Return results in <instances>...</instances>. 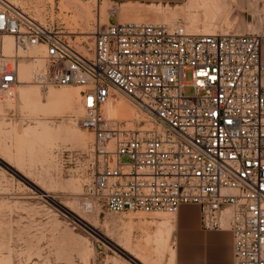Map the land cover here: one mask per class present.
Masks as SVG:
<instances>
[{
	"label": "built area",
	"instance_id": "built-area-1",
	"mask_svg": "<svg viewBox=\"0 0 264 264\" xmlns=\"http://www.w3.org/2000/svg\"><path fill=\"white\" fill-rule=\"evenodd\" d=\"M6 37L42 52V87L83 88L79 126L94 135L88 213L176 214L197 205L204 230L232 232L233 264H264L263 35L117 22L97 24L82 52L57 27L0 0V101L21 85ZM116 94L154 126L106 118Z\"/></svg>",
	"mask_w": 264,
	"mask_h": 264
},
{
	"label": "rangeland",
	"instance_id": "rangeland-1",
	"mask_svg": "<svg viewBox=\"0 0 264 264\" xmlns=\"http://www.w3.org/2000/svg\"><path fill=\"white\" fill-rule=\"evenodd\" d=\"M7 1L39 22L60 29L78 50L84 48L81 51H85L87 44L92 45V38L88 37H92L96 25L107 24L103 14L113 13L106 0ZM193 8L200 9L198 4ZM168 12H159L155 22L182 23L191 31L198 32L203 27L216 33L219 27L214 25L222 20L219 9L210 18L212 24L197 12L191 16L183 10ZM111 23L116 24L114 15ZM258 32L251 30L252 34ZM26 51L17 48L18 72L22 65L36 70L32 84L20 79L14 98L0 101V264H173L170 243L173 214L111 213L105 208L90 214L83 208V199L94 180L91 169L94 135L79 126L83 88L42 87L38 76L44 68H40L39 58L28 56L38 50ZM42 61L45 67L43 58ZM192 79V72H185V82L190 85ZM19 88L36 89L40 100L46 99L51 91H78L81 98L74 110L58 109L39 105L35 100L23 101ZM194 93L191 88L186 94ZM114 99L128 109L109 117L105 110L109 101L103 107L106 118L131 129L154 124L124 96L116 94ZM122 161L129 159L123 157ZM160 235L164 239H159ZM137 258H143L144 263Z\"/></svg>",
	"mask_w": 264,
	"mask_h": 264
},
{
	"label": "crops",
	"instance_id": "crops-1",
	"mask_svg": "<svg viewBox=\"0 0 264 264\" xmlns=\"http://www.w3.org/2000/svg\"><path fill=\"white\" fill-rule=\"evenodd\" d=\"M106 1L113 9L112 15L109 16L108 14V23H111L113 15L116 17V23H154L157 14L160 12L158 10L166 11L168 7L172 11L179 8L177 11L183 10L186 15L190 16L197 12L200 18L208 17V21L211 23L210 18L212 15L218 14L216 12L219 9L222 11L219 16L222 20L214 25V27H219L216 33L250 34L251 30L258 29L259 32L255 34L264 36V0ZM196 4L199 5L200 9L194 10L193 7ZM260 21L261 25L259 26ZM206 30L201 27L198 33L208 34L209 32ZM262 54L264 58V43ZM170 227L173 264H233L234 240L232 232L229 230H204L199 206L193 204L183 205L178 213L173 214Z\"/></svg>",
	"mask_w": 264,
	"mask_h": 264
},
{
	"label": "bare ground",
	"instance_id": "bare-ground-1",
	"mask_svg": "<svg viewBox=\"0 0 264 264\" xmlns=\"http://www.w3.org/2000/svg\"><path fill=\"white\" fill-rule=\"evenodd\" d=\"M213 2V1H212ZM214 3V2H213ZM214 5V4H213ZM212 5V6H213ZM161 6V5H160ZM190 7V6H189ZM161 8V7H160ZM159 8V9H160ZM177 9H179V8H177ZM176 9V10H177ZM184 9V8H183ZM105 10V9H104ZM158 10V9H157ZM168 10H170L169 9V7H168ZM106 11V10H105ZM158 11H162V9L161 10H158ZM172 11V10H171ZM170 11V12H171ZM115 12V11H114ZM153 12V11H152ZM166 12H168L167 10H166ZM170 12H168V13H170ZM210 12V11H209ZM104 13V12H103ZM154 13V12H153ZM158 13V12H157ZM108 14H109V12H107V13H104L103 15H104V20L107 22V24H108ZM156 15V14H155ZM206 16V15H205ZM215 17V16H214ZM216 18V17H215ZM96 19V18H95ZM207 19H208V17H207ZM206 19V20H207ZM212 21V20H211ZM160 23H163V22H160ZM160 23H156V24H160ZM167 24V23H166ZM212 24V23H211ZM198 33V32H197ZM91 34H94V32L93 33H91ZM206 34V33H205ZM89 38H92V37H88V39ZM81 50H84V48H82L81 47ZM80 50V51H81ZM28 51V50H27ZM26 51V52H27ZM82 52H85V51H82ZM5 53H6V55L7 56H9V57H12V56H18V54H17V47L15 46V42H14V39L12 38V37H6L5 38ZM25 53V52H24ZM42 53V52H41ZM41 53L40 52H38V51H34V52H32V54L30 55H28L30 58H39V61L41 62V65H40V68L41 69H43L44 68V63H43V61H42V58L43 57H39V55H41ZM27 56V55H26ZM20 57V56H19ZM40 72H41V70H40ZM37 72H36V70H34V69H30L28 66H25V65H22L21 66V68H20V70H19V72H18V74H19V79H21V81H23V82H27V83H29V84H32V76L33 75H35ZM39 74H41V73H39ZM65 87H72V86H65ZM76 89V88H75ZM74 89V90H75ZM15 92L16 91H14L10 96H9V98L7 99V101H9V100H11V99H13L14 98V96H15ZM18 92H19V95H20V97H21V99L23 100V101H25V102H28V101H33V100H35L39 105H48V106H50V107H56V108H61V107H65V108H67L68 110H74V107H75V104H76V101H78V99H80L81 98V95L79 94V92L78 91H74V92H66V93H60V92H56V91H51L48 95H47V98L46 99H42V100H40L39 98H40V94H39V92L36 90V89H34V88H28V89H26V88H19L18 89ZM15 101V100H14ZM80 101V100H79ZM110 102H109V104L107 105V107H106V114H107V116H109V117H113L114 115H116V113H119V112H126V110L128 109V106L126 105V104H123L122 102H120V101H118L117 99H114V98H112V99H110L109 100ZM106 105V104H105ZM104 105V106H105ZM60 115V114H59ZM115 117V116H114ZM154 126V124H151V125H147L148 127H150V128H152L153 126ZM146 126V125H145ZM37 135V134H36ZM44 136V137H43ZM43 136H40V138L41 137H43V139H47V137H46V134H43ZM85 139V138H84ZM32 140V139H31ZM2 154V153H1ZM4 159V158H3ZM91 220V219H90ZM89 222H91L92 223V221H89ZM95 222V221H94ZM167 231V230H166ZM164 232V231H163ZM168 234H170L169 233V231H168ZM171 235V234H170ZM156 236V235H155ZM161 237L159 238V239H161L162 238V235H160ZM167 236H169V235H167ZM171 237V236H170ZM162 239H164V238H162ZM168 239V238H167ZM152 240H154V239H152ZM169 241V240H168ZM167 241V242H168ZM128 242V241H127ZM130 242H131V240H130ZM163 242V241H162ZM122 244H125L124 242L122 243ZM128 244H129V242H128ZM124 246V245H123ZM128 246H131V245H128ZM127 246V248H129ZM162 246V245H161ZM159 247H160V245H159ZM167 247V246H166ZM139 248V247H138ZM137 248V249H138ZM148 248V247H147ZM142 249V248H141ZM162 249V248H161ZM126 250V249H125ZM140 250V249H139ZM143 250V249H142ZM141 251V250H140ZM148 251V250H147ZM160 251V250H159ZM158 251V252H159ZM162 251V250H161ZM144 252V251H143ZM146 252V251H145ZM139 254V253H138ZM138 254H136V255H138ZM133 256V255H132ZM145 257V259H146V256H144ZM137 259H139L142 263H144L143 261H142V259H140V258H137ZM146 261V260H145ZM149 261V260H148ZM145 264V263H144Z\"/></svg>",
	"mask_w": 264,
	"mask_h": 264
}]
</instances>
